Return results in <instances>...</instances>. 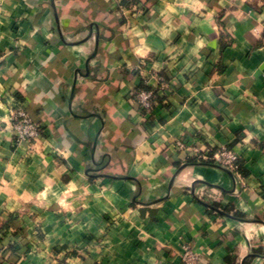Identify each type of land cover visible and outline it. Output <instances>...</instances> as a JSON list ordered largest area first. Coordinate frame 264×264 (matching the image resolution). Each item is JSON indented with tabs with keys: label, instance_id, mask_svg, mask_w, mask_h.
<instances>
[{
	"label": "crops",
	"instance_id": "0c3cea01",
	"mask_svg": "<svg viewBox=\"0 0 264 264\" xmlns=\"http://www.w3.org/2000/svg\"><path fill=\"white\" fill-rule=\"evenodd\" d=\"M120 5L0 0V97L42 129L17 147L0 102V264H264V0Z\"/></svg>",
	"mask_w": 264,
	"mask_h": 264
},
{
	"label": "built area",
	"instance_id": "2783aa9c",
	"mask_svg": "<svg viewBox=\"0 0 264 264\" xmlns=\"http://www.w3.org/2000/svg\"><path fill=\"white\" fill-rule=\"evenodd\" d=\"M112 8L123 9L120 5V0H109ZM162 83V79L159 78ZM5 97H0V102L3 103ZM132 98L138 105L140 111L144 114H150L156 105V95L153 90H146L141 88L133 89ZM7 104V101H6ZM4 104V105H6ZM8 111V122L13 135L14 145L17 147L24 146L30 149L41 136V126L35 123L29 116L27 110L21 106L6 105ZM174 147L176 150L188 152V154H194L198 161H212V163L218 167L226 169L233 173L235 176H239V157L238 154L227 146H220L215 149L211 154L209 153H197V149L191 145L186 139H176L174 141ZM3 248L0 246V262L3 258ZM182 264H197V254L190 248L184 247L181 255Z\"/></svg>",
	"mask_w": 264,
	"mask_h": 264
},
{
	"label": "trees",
	"instance_id": "16d2710c",
	"mask_svg": "<svg viewBox=\"0 0 264 264\" xmlns=\"http://www.w3.org/2000/svg\"><path fill=\"white\" fill-rule=\"evenodd\" d=\"M206 163V164H213L212 161H198L197 159H189L186 161V164H195V163ZM238 171L241 172V168L240 166L238 167ZM208 208L211 209V210H216L218 209V205L217 204H210L208 205ZM224 213L228 214V210H224ZM233 216L234 217H237V218H243V216L239 213H233ZM252 258V255H250L249 257L246 258V261L250 260ZM245 261V263H246Z\"/></svg>",
	"mask_w": 264,
	"mask_h": 264
},
{
	"label": "water",
	"instance_id": "95a60500",
	"mask_svg": "<svg viewBox=\"0 0 264 264\" xmlns=\"http://www.w3.org/2000/svg\"><path fill=\"white\" fill-rule=\"evenodd\" d=\"M216 211H217L218 213H221V214H223V215L228 216L226 213H224V212H222V211H220V210H218V209H216Z\"/></svg>",
	"mask_w": 264,
	"mask_h": 264
}]
</instances>
